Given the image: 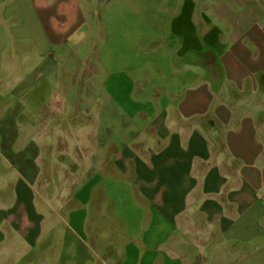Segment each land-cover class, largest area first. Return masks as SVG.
Masks as SVG:
<instances>
[{
  "label": "crops",
  "instance_id": "crops-1",
  "mask_svg": "<svg viewBox=\"0 0 264 264\" xmlns=\"http://www.w3.org/2000/svg\"><path fill=\"white\" fill-rule=\"evenodd\" d=\"M0 264H264V0H0Z\"/></svg>",
  "mask_w": 264,
  "mask_h": 264
}]
</instances>
